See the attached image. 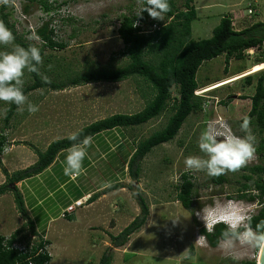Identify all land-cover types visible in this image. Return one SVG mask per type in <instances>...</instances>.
Masks as SVG:
<instances>
[{"label":"rangeland","instance_id":"1","mask_svg":"<svg viewBox=\"0 0 264 264\" xmlns=\"http://www.w3.org/2000/svg\"><path fill=\"white\" fill-rule=\"evenodd\" d=\"M175 3L178 9L184 8V0ZM193 3L196 17L191 30L195 40L210 37L222 16H230L236 29L264 21V0H193ZM47 4L48 12L39 0H11L4 8L10 11L9 21L17 38L43 49L41 76L65 83L76 75L115 69L128 62L117 28L122 14L138 12L137 0H47ZM254 4L256 11L249 17L247 10ZM168 20L164 17L155 21ZM44 22H49L52 38L63 42V48L43 46L44 41L35 31ZM13 44L18 45L15 40ZM12 47L0 45V52H10ZM261 51L248 49L245 58H230L228 72L224 71V54L200 65L195 94L203 101L201 108L186 117L171 141L154 146L145 155L136 179L129 171V157L138 141L165 125L171 113L169 107L146 123L116 127L93 136L83 162L85 171L75 179L64 175L68 148L57 154L47 170L15 183L39 233L31 235L28 221L17 211L10 192L0 195V233L19 228L21 244L46 240L51 256L46 264H98L104 253L111 258L109 264H237L245 260L256 263L261 246L250 247L238 241L226 244L222 239L211 247L200 233V228H206L203 217L209 223L222 212L221 206L228 199L235 203V210L256 211L259 207L257 201L238 197L243 183L252 184L244 175L252 173L250 167L261 164L256 151L245 166L247 169L224 174V183H214L205 172H188L196 185L193 209H185L177 194L180 175L187 172L184 159L204 155L198 148V137L209 124L227 123L231 132L244 135L239 126L250 110L257 76L264 71V62H258L264 52ZM247 70L253 71L251 84L244 76L217 88L211 86ZM23 79L24 86L32 81L27 70ZM152 94L151 87L138 75L119 82H90L60 90L39 87L26 94L39 111L29 114L25 109L21 114L16 108L7 122L4 116L9 104L0 101V133L6 138L0 155V181L7 182L4 170L11 174L33 164L37 159L35 149L43 151L53 140L111 114L136 113ZM251 128L257 145L264 133L260 134L253 118ZM252 176L256 178L253 173ZM113 183L125 187L108 193H103V189L96 191ZM90 192L91 196L100 197L97 202L76 208L70 219L59 216L65 200L74 201ZM247 192L256 193L251 186ZM138 194L149 207L146 222L124 245L114 246L110 235L119 233L140 212ZM50 218L56 219L46 227Z\"/></svg>","mask_w":264,"mask_h":264},{"label":"trees","instance_id":"2","mask_svg":"<svg viewBox=\"0 0 264 264\" xmlns=\"http://www.w3.org/2000/svg\"><path fill=\"white\" fill-rule=\"evenodd\" d=\"M43 8L48 12L50 9L47 0H39ZM170 11L164 15L169 19L166 22H159L157 28L150 32L139 33L138 29L133 26L135 20L139 19L145 23L152 24L155 20L149 17L147 12L142 16L134 14H122L117 28V34L124 44L123 52L128 58V62L119 68L110 70H93L80 75L71 77L68 82H57L51 78L41 76L40 72L30 73L32 81L30 84L23 86L25 95L36 88L46 87L52 90H60L68 86H79L90 82L111 81L119 82L126 80L132 75H138L153 90L152 98L138 112L114 113L105 118L93 121L81 127L80 140L84 136H95L103 131L112 130L116 127L134 126L148 122L159 116L167 107L171 113L167 118L165 125L150 134L148 137L138 141L128 160L129 171L133 178H137L140 172L142 159L151 149L164 142L171 141L178 133L186 117L193 111L201 108L203 103L200 96L195 94L199 87L196 78L197 70L200 65L207 60H211L218 55L224 54V71L228 72L230 58L241 60L245 58V51L248 49H259L264 51V21L257 20L246 24L241 29L233 27V21L230 16H222L218 24L212 29V34L208 38L195 40L192 38L191 22L196 17V8L193 0H184V8L178 9L175 0H168ZM253 7H256L254 4ZM5 5H2L0 12L1 22L12 31L15 42L28 48V43L21 42L17 38V33L12 23L9 21L10 11H5ZM139 11V10H138ZM35 33L44 41L43 46L51 48H63V42L55 41L53 29L49 28V22L36 29ZM41 55L43 49L39 48ZM261 51V52H262ZM146 56H149L147 59ZM259 63L264 62V52L259 55ZM39 67V66H38ZM247 70L242 74L232 76L223 81L213 83L211 86L217 88L241 77H245L248 84H251L253 78ZM47 81V82H46ZM173 89L176 93L173 94ZM251 107L246 116L253 118L258 126L259 132L264 133V71L256 79L254 93L250 97ZM17 106L9 104L5 113L4 120L7 122L14 114ZM243 120V119H242ZM68 136L62 137L50 142L45 150L35 149L37 154L36 161L19 170L8 174L4 170L7 182L0 184V195L10 192L13 195L17 211L28 221L27 225L31 229L32 236H38L33 220L27 213L23 195L15 183L37 175L46 169L54 160L57 154L72 146L73 142L67 139ZM6 138L0 133V155L3 152ZM256 152L260 156L261 164L250 167L249 170L256 175L253 178L252 173L244 175L247 181L252 184L243 183L238 197L247 198L251 201H257L259 207L250 217V226L255 229L257 224L264 223V135L260 137L258 144L255 146ZM243 167L241 170H246ZM181 182L178 185L177 198L185 209H193L196 185L191 180L188 172H182L180 175ZM214 183H224L226 178L223 175L212 177ZM252 187L256 193L247 192V187ZM124 185L113 183L103 189V193L112 190H118ZM97 196H90L89 202ZM140 212L135 216L122 230L116 235H110L114 246L124 245L129 237L139 231L145 224L149 214V207L143 196L137 195ZM68 219L71 216H67ZM227 230L223 223L216 224L211 231L206 228H200V233L206 238L211 247H216L222 234ZM242 230V229H241ZM22 229H15L9 236L0 234V264H46L50 261L46 245L47 241L39 239L36 243L30 241L23 243L26 250L12 248L14 242H19L18 236ZM110 256L104 253L98 264H109ZM200 264V263H196ZM237 264H255L254 260H245Z\"/></svg>","mask_w":264,"mask_h":264},{"label":"clouds","instance_id":"3","mask_svg":"<svg viewBox=\"0 0 264 264\" xmlns=\"http://www.w3.org/2000/svg\"><path fill=\"white\" fill-rule=\"evenodd\" d=\"M10 3L11 0H0V4L3 5ZM137 4L138 16L147 12L154 20H163L164 15L171 10L168 0H137ZM14 40L12 31L0 22V45L13 46L10 52H0V101L16 105L18 113L22 114L26 109L29 114H35L39 107L32 104L23 92V77L25 70L39 74L38 66H42L43 57L38 47L30 45L24 48L14 45ZM239 131L244 135L238 136L231 132L227 123L220 126L209 124L198 137V148L204 155L186 157L185 171L205 172L210 177H218L229 172H237L247 166L255 156L257 142L249 116L243 117ZM80 136L81 131L77 130L67 137L70 141H79L68 149L65 159L64 175L70 179L79 177L85 171L83 162L92 143L91 136H84L82 140ZM234 205L232 199L226 200L221 206L222 212L212 218L210 224L207 217H203L206 230L211 231L216 224L223 223L227 226V230L222 234L226 244L238 241L250 247L264 246V223L257 224L253 229L250 222H247L255 210L251 208L235 210ZM227 206L229 207L225 211ZM212 209L214 207H211Z\"/></svg>","mask_w":264,"mask_h":264},{"label":"built area","instance_id":"4","mask_svg":"<svg viewBox=\"0 0 264 264\" xmlns=\"http://www.w3.org/2000/svg\"><path fill=\"white\" fill-rule=\"evenodd\" d=\"M255 11H256V7H253V8L249 7L247 10L248 16L250 17L253 13H255ZM158 25L159 23L157 21H154L152 24H148L139 19L135 20L133 23V26L138 29L139 33L150 32L153 29L157 28ZM89 198H90V195H85L83 197L75 199L70 204L64 207L60 215L62 217H67L68 215L72 214L76 210V208L85 205L88 202ZM11 247L22 250V251L26 250V246L24 244H21L20 242L12 243Z\"/></svg>","mask_w":264,"mask_h":264},{"label":"crops","instance_id":"5","mask_svg":"<svg viewBox=\"0 0 264 264\" xmlns=\"http://www.w3.org/2000/svg\"><path fill=\"white\" fill-rule=\"evenodd\" d=\"M243 27H244V26H243ZM243 27H242V28H243ZM235 29H236V28H235ZM99 82H111V81H99ZM59 154H60V152H59ZM59 154H58V155H59ZM56 159H57V157H55V160H56ZM55 160H54V161H53V162H52V163L46 168V170H47L48 168H50V167L54 164ZM44 170H45V169H44ZM0 183L2 184L3 181H0ZM20 183H21V181H20ZM20 183H19V186H20ZM103 187L105 188L106 186H103ZM103 187H99V188H97L96 191H97L98 189H104ZM94 192H95V191H94ZM91 193H92V192L87 193V194H85V195H90ZM2 195H3V194H1V196H2ZM85 195H84V196H85ZM80 197H83V196H80ZM80 197H77V198H80ZM77 198H75V199H77ZM99 198H100V197L97 196L93 201H91V202L88 201L86 204H88V205H90L91 203L94 204L95 202H97V201L99 200ZM66 201H67V200H65V205H64V207L72 202V201H70V200L67 201V202H66ZM62 202H63V201H62ZM64 207H63V209H64ZM63 209H62V210H63ZM73 213H74V212H73ZM73 213H72V214H73ZM60 214H61V213H60ZM60 214H59V216H61ZM72 214H70L71 217L73 216ZM68 216H69V215H68ZM57 217H58V216H57ZM63 218H67V217H63ZM52 219H56V218H50V219L48 220V224H46V227L50 226V223L53 222ZM35 228H36V230H37V232H38L39 230L37 229L36 225H35ZM11 231L13 232V231H14V228H13ZM44 231L46 232V231H47V228H45ZM12 232H9V233H7V234H5V233H0V234H2V235H4V236H9ZM38 233H39V232H38Z\"/></svg>","mask_w":264,"mask_h":264},{"label":"water","instance_id":"6","mask_svg":"<svg viewBox=\"0 0 264 264\" xmlns=\"http://www.w3.org/2000/svg\"><path fill=\"white\" fill-rule=\"evenodd\" d=\"M259 252H260V259L256 260L255 264H264V246L260 247Z\"/></svg>","mask_w":264,"mask_h":264},{"label":"bare ground","instance_id":"7","mask_svg":"<svg viewBox=\"0 0 264 264\" xmlns=\"http://www.w3.org/2000/svg\"><path fill=\"white\" fill-rule=\"evenodd\" d=\"M259 259H260V252H259L258 257H257V260H259Z\"/></svg>","mask_w":264,"mask_h":264}]
</instances>
